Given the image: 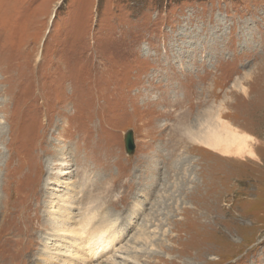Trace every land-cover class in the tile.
<instances>
[{
  "label": "rangeland",
  "instance_id": "374dc122",
  "mask_svg": "<svg viewBox=\"0 0 264 264\" xmlns=\"http://www.w3.org/2000/svg\"><path fill=\"white\" fill-rule=\"evenodd\" d=\"M63 156L116 264H264V0H0V264L47 255Z\"/></svg>",
  "mask_w": 264,
  "mask_h": 264
},
{
  "label": "bare ground",
  "instance_id": "6f19581e",
  "mask_svg": "<svg viewBox=\"0 0 264 264\" xmlns=\"http://www.w3.org/2000/svg\"><path fill=\"white\" fill-rule=\"evenodd\" d=\"M216 125V127L211 126L213 128L208 130L205 138L202 139L201 143L225 155H240L243 153H248L250 156H254V152L249 149L250 146H248L249 148H247L248 143L244 136L238 134V132H236L233 128L225 123L218 122ZM60 161L61 164H59L58 168H54V165L52 166V168H49L50 172L46 181L47 184L45 188L48 195L46 196L45 193V196L48 198L47 208L49 209L48 213L50 214V219L52 221L48 220V223L50 225L48 229L50 231H47L46 236L43 238V249L47 255L43 257L42 255L40 256V264H116L117 261L115 260L118 257L117 255H120L123 250L116 249V244L121 242V240L124 238L125 232H121V230L116 229V224L114 223L112 216H109L108 214L103 217L98 216L99 221L95 222L97 218L94 216H97V214H94V211H91L90 207L92 206H90L89 210L87 211L88 214L93 213L94 216L89 214L88 216L85 215V217L78 218V216L75 214V206H77V203L81 198L79 196L80 191L77 193L75 189L69 187V183H66V181H64V177L71 174L68 172L70 170V166L69 162H67V158H65L64 156L60 158ZM21 182H24V180ZM22 190H24V188H22ZM43 191L44 188H42V192ZM90 202L93 203L91 205L95 204L93 200H91ZM101 220L102 222H100ZM27 222L29 223V221ZM120 258L122 259V257ZM19 262L20 261H18V263ZM32 263L35 264V262L32 261L28 264Z\"/></svg>",
  "mask_w": 264,
  "mask_h": 264
},
{
  "label": "water",
  "instance_id": "95a60500",
  "mask_svg": "<svg viewBox=\"0 0 264 264\" xmlns=\"http://www.w3.org/2000/svg\"><path fill=\"white\" fill-rule=\"evenodd\" d=\"M135 138L133 132H128L125 137V150L127 154L132 155L135 152Z\"/></svg>",
  "mask_w": 264,
  "mask_h": 264
}]
</instances>
